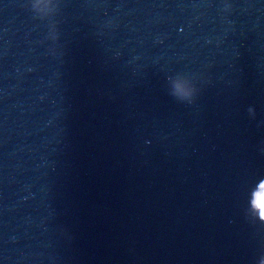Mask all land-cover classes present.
I'll return each mask as SVG.
<instances>
[{"label":"water","instance_id":"95a60500","mask_svg":"<svg viewBox=\"0 0 264 264\" xmlns=\"http://www.w3.org/2000/svg\"><path fill=\"white\" fill-rule=\"evenodd\" d=\"M261 179L264 0H0V264H264Z\"/></svg>","mask_w":264,"mask_h":264},{"label":"snow or ice","instance_id":"6c2138e0","mask_svg":"<svg viewBox=\"0 0 264 264\" xmlns=\"http://www.w3.org/2000/svg\"><path fill=\"white\" fill-rule=\"evenodd\" d=\"M257 183H259V181ZM259 187L261 191L256 193L255 199L251 198V196H249V198L254 214L260 219L262 223H264V183L259 184ZM253 190H255V185L252 187V189H250L249 193H251Z\"/></svg>","mask_w":264,"mask_h":264},{"label":"clouds","instance_id":"9594fccd","mask_svg":"<svg viewBox=\"0 0 264 264\" xmlns=\"http://www.w3.org/2000/svg\"><path fill=\"white\" fill-rule=\"evenodd\" d=\"M179 92H180V94L183 96V97H185V98H188V97H190L191 96V93L190 92H188V91H186V90H184V89H179ZM262 183H264V179H261V180H259V183H256V185H255V190H253L251 193H249V196H251V198H253V196L255 195V192H256V188H258L259 187V184H262ZM251 202V201H250Z\"/></svg>","mask_w":264,"mask_h":264}]
</instances>
